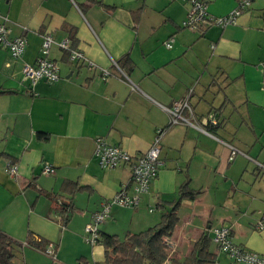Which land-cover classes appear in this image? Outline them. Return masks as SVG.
<instances>
[{
	"label": "crops",
	"instance_id": "obj_1",
	"mask_svg": "<svg viewBox=\"0 0 264 264\" xmlns=\"http://www.w3.org/2000/svg\"><path fill=\"white\" fill-rule=\"evenodd\" d=\"M93 1L0 0L10 37L26 40L18 58L0 48V233L13 243V263H102L103 248L84 242V227L129 184L130 166L100 168L95 142L138 158L159 130L162 166L149 192L136 209L113 206L99 232L156 225L170 209L160 204L177 200L186 184L196 195L180 201L165 264L186 261L203 235L212 264H243L212 243L220 226L234 244L264 255V0H252L231 25L194 29L182 26L187 0ZM201 1L213 17L228 15L238 2ZM47 34L68 38L94 67L71 64L51 46L59 79L31 85L22 68L39 58ZM184 98L189 124L169 125L166 109ZM210 115L217 124H201ZM231 148L240 153L231 158ZM44 164L52 174L41 172ZM61 202L71 207L66 217L54 211ZM48 246L53 256L44 252Z\"/></svg>",
	"mask_w": 264,
	"mask_h": 264
},
{
	"label": "built area",
	"instance_id": "obj_2",
	"mask_svg": "<svg viewBox=\"0 0 264 264\" xmlns=\"http://www.w3.org/2000/svg\"><path fill=\"white\" fill-rule=\"evenodd\" d=\"M187 1L190 3V9L187 12L186 19L182 22V26L194 29L200 24L218 27L231 25L235 23L237 16L249 7L252 0H238L236 8L223 17L209 15L206 4L201 0ZM0 19V48L7 50L11 57L18 58L25 49L26 40L22 36L10 37L9 29L6 25L7 19L3 16H0ZM171 42H167L165 46L169 48ZM51 46H56L64 52L67 55L68 62L71 64L86 63L87 66L94 67L93 64L87 61L82 51L72 46L68 38L57 41L50 34L43 35L39 58L33 65L25 64L22 68L23 78L28 80L31 85H34L38 81L54 83L59 79V65L48 57ZM261 70L264 83V63L261 64ZM109 75L110 73L107 70H102L103 77ZM131 88H134V86L131 85ZM184 110H188L190 115L192 114L188 98L177 101L171 108L166 109L169 114V125L179 122L189 124L188 119L182 116V111ZM201 124L216 125L217 120L214 116L210 115L202 118ZM193 126L200 129L195 123ZM162 133L161 130L156 132L152 145L138 158H133L119 146L110 145L102 139L96 140L94 157L99 167L113 169L121 165H129L130 182L127 185H123L112 198L102 202L99 211L92 215L90 222L84 227V242L87 245L94 246L98 243L99 226L108 218L110 209L113 206L136 209L141 202L142 196L149 192L150 183L162 166V161L159 159V139ZM238 153H240L238 150L231 148L230 157L232 158ZM53 171L54 169L47 164L42 166L41 172L43 174L50 175ZM7 172L10 176H14L17 172L16 164L9 166ZM258 227L262 228L260 224H258ZM211 241L220 252L230 257L234 263L264 264V255L248 251L233 243L228 227L220 226L212 229ZM44 252L47 255L53 256L51 246H48Z\"/></svg>",
	"mask_w": 264,
	"mask_h": 264
},
{
	"label": "trees",
	"instance_id": "obj_3",
	"mask_svg": "<svg viewBox=\"0 0 264 264\" xmlns=\"http://www.w3.org/2000/svg\"><path fill=\"white\" fill-rule=\"evenodd\" d=\"M94 2L93 0H91ZM66 55V54H65ZM67 57V55H66ZM68 60V59H67ZM42 135L39 134L40 138ZM67 187L76 186L71 183H65ZM196 195L183 184L178 191V198L173 202L160 204L162 208L169 207L159 223L137 233H126L120 240L116 235H110L99 232L98 243L103 248V262L97 264H165L171 261V254L174 252V243L172 235L177 224L176 211L180 205L181 199H192ZM55 199V198H54ZM54 211L60 215L67 216L71 207L66 202L55 204ZM34 246L41 242H29ZM210 240L206 235L193 244L192 250L186 261L181 263L172 261L173 264H212L214 258L208 252ZM13 243L2 233H0V264H14V255L12 253ZM86 264V263H85Z\"/></svg>",
	"mask_w": 264,
	"mask_h": 264
},
{
	"label": "rangeland",
	"instance_id": "obj_4",
	"mask_svg": "<svg viewBox=\"0 0 264 264\" xmlns=\"http://www.w3.org/2000/svg\"><path fill=\"white\" fill-rule=\"evenodd\" d=\"M116 230V236L120 239V240H122L124 237H125V235H126V233L127 232H124L125 230V228H123L122 226H118V227H116L115 228ZM170 264V263H169Z\"/></svg>",
	"mask_w": 264,
	"mask_h": 264
}]
</instances>
